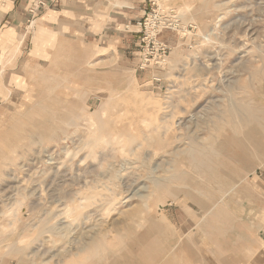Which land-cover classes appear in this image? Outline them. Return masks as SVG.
I'll use <instances>...</instances> for the list:
<instances>
[{"label": "rangeland", "instance_id": "1", "mask_svg": "<svg viewBox=\"0 0 264 264\" xmlns=\"http://www.w3.org/2000/svg\"><path fill=\"white\" fill-rule=\"evenodd\" d=\"M44 1L42 0L41 2L44 4ZM8 4L9 0H0V19ZM149 5L148 13L139 24H143L151 9L157 6L164 12L169 22L172 23L171 29L165 30L157 37L159 44L168 47L167 54L163 58L159 57L155 49L153 50L151 47L149 49L145 48L143 43L145 29L139 24V30L135 29L132 31L137 32L140 38L132 47L128 49L121 48L118 53L115 44L110 46V44L99 42L97 40L99 36H97V32L92 31L93 29L91 31L87 30L86 33L83 31L71 33L65 29L62 30L63 35L53 34V37H50L51 34L42 33L43 30H40L41 24H39L38 19L44 13L31 23H25L23 30L16 33L15 40L12 42L13 46H11V56L6 59L3 65H1L2 63L0 64V164L2 165L0 166V264H45L47 259H53L57 262L58 259H64V256L70 258V249L77 246L70 243L80 238H89L95 231L92 226L98 224L96 221L98 218L101 219L99 232L103 235L104 241H106L105 246L107 245L109 248L106 247L108 252L105 251L104 253H107V257L103 254L99 257L100 259L94 260L101 264H111L113 260H118L120 263L132 260L135 256L130 257L128 256L129 253H127V244H129L131 239L128 230L135 226V222L141 221V216L145 217L146 221L152 218L155 211H157L158 219L165 215V221H168L167 223L165 221L162 222V227L166 230V236L165 239H162L161 254L158 256L154 254L155 257L157 256L156 259L150 255L155 260L152 263L250 264L253 261L254 254H251L253 253L251 247H253L254 236L259 228L264 227V74L260 73L264 67V53L263 55L261 53V51H264V0H149ZM217 23H220L221 28H216L215 24ZM61 29L62 27H60V31ZM255 33L256 36H254ZM251 34H253V37H250ZM21 41L26 44L31 41L38 43L37 45L42 47L37 48L42 51L40 57L43 61L32 60L33 58L23 56V48L21 47L22 45L20 46ZM235 46L242 48L241 52L239 50L235 51ZM260 49L261 51H259ZM145 50L148 53L147 56H145ZM144 57L148 62H144ZM183 66H185L186 70H184ZM224 79L227 80V84L234 80L239 82V85L236 86L241 88L238 89V92L240 91L239 96H237L239 101L243 99L242 103H246L251 100L257 112L263 110L261 113L256 112L262 122L261 128L256 127L254 124L246 123L244 116L239 123L240 129L238 133H235L232 129V122L228 120L227 116L223 117L225 122L218 127L217 132H212L207 127L206 122L209 116L211 118L219 110L223 109L222 107L224 106L222 105H228L231 103L230 101L236 99V96H234L235 91L231 92L221 84V80L225 82ZM173 80L177 83H174ZM203 80H207L204 84L208 91L203 85V88L201 87L203 90L198 88L199 91L196 94L197 89H194V83L197 82L195 84L200 87L203 82L199 85L200 82L198 81ZM189 84L191 87L193 86L192 89H190ZM136 89L143 94L142 98L144 100L149 101L152 97L151 99L155 100L159 105L162 104L163 108L164 106L167 107L163 102L171 95L169 93H173L171 95V97L175 95L171 98L173 103L171 104L170 100L166 101L165 104L169 102L171 108L178 109V112H184L189 109L184 114L186 116L181 118L183 114H180L181 117L179 116V119L187 121L188 116L192 114L196 118L198 117L197 119L200 120V123L205 120L201 123L200 129L196 127L192 129L193 132L196 131L195 135L197 136L198 134V137L202 138L200 141L205 145L216 142L213 140V135L219 144L221 142L225 144L221 155L219 154L212 158V170L204 171V174L207 173L204 176L203 173L198 174L190 167L187 160H185L190 148V142L184 137L178 142L171 141L166 144L161 149L163 153L160 150L161 154H158L157 158L154 159L155 161H151L152 163H146V167H141L144 162V153L139 154L142 157H136L138 158L136 160L133 158L131 161L129 160L131 158L118 154V156L115 155L113 159L110 158L105 163L106 167L97 169V165H95V173L86 175L90 161L86 162V166L80 163V161L83 163L85 153H80V157L77 160L71 157V159H67L65 150L70 148V150L75 151L74 149L79 148L87 139V128L85 126H83L85 127L84 129H81V127L76 130L70 126V129H68L69 127L67 126L66 128L63 122L57 118V116L65 115V110L68 106L70 107L72 104L77 106L76 101L73 99L74 94L80 95L82 93L81 97L79 96L80 99L78 97L76 100L81 105L88 103L90 105L89 109L91 107L95 109V106L97 107L101 104V101L96 98V94L100 93L104 96L112 94L113 101L111 102H113V107L111 109L113 110L115 105H119L113 111V113L116 112L115 114L108 113L109 115H116L122 112V105L118 102L119 97L117 95L120 93L119 96L122 95V97L128 99V96L130 94L132 96L133 90ZM85 93L90 97H86L87 100L84 98L81 100ZM178 96L180 97L178 98ZM211 98H216L218 101H215V99L213 102ZM184 106L187 108L186 110H183ZM93 109L91 112L94 111ZM208 109L211 110L208 111ZM203 114L205 117H202L204 116ZM134 115L135 113L131 111L130 116ZM20 121L21 124L19 123ZM121 128L124 127L120 126L119 129ZM254 129L263 133L262 136H257ZM245 137L253 142L248 141ZM168 145L169 147L166 149ZM40 146L48 149V157L49 159L52 157L51 159L54 162L53 165H50L51 167H49V164L39 161L37 152H39ZM178 147L182 149V153L179 156L171 154ZM165 149L167 151L164 152ZM243 149L244 154L241 152ZM64 155L66 156L64 157ZM243 158L247 159L245 164H243ZM140 159L143 161H138ZM62 161L67 162L63 163ZM55 162H59V164ZM67 164L70 165L67 166ZM22 167L26 168L22 170ZM84 174L85 179L83 181L87 180L91 183L90 189L87 190L85 188V192L92 190L97 185L99 187L102 186L101 180L103 181V187H105L104 185L109 186V181H111L112 186L109 188L111 190L106 192V195L109 196L102 202L103 205H100L101 207L95 206L94 209L92 207L91 212H89L93 215L89 217V213L84 215L87 216V219H92L86 220L83 216V219L80 217L81 219L71 220L70 218L68 220V217L62 213L67 208V205L69 206L73 203L76 194L80 192L81 184H78ZM126 174L132 175V178L133 176L136 179L139 178L138 183L128 192L127 188L119 181L123 177L126 178ZM213 178L217 179L214 183L213 181L215 180ZM154 182L156 184L157 182L165 184L168 193H170V198L167 195V198H162L164 202L157 201L158 199L156 200V196L153 197L154 194L152 192L156 189ZM115 184L116 186L114 187L113 185ZM168 185L170 186L168 187ZM217 185L221 188L220 191ZM40 188H43L42 195L37 199L31 193ZM222 188L225 190L223 191ZM122 192L125 194L123 195ZM109 193L119 196L122 194L123 198L127 196L128 199L133 198L128 204H118L116 212L113 211L110 214L113 215L115 213L112 217L108 215H104V217L103 214L97 217L95 214L97 212L102 213L107 207L106 203L111 201L109 198L112 195ZM21 194L27 195L28 201L25 199L23 201L24 204H17L21 205L18 207L15 201L17 199L20 200ZM158 202L160 205H158ZM154 203L157 204L155 205ZM146 206L148 207L146 208ZM156 206L159 208L157 209ZM10 207H12V210L18 207L19 210L17 211L19 212L12 213ZM98 207L99 209H96ZM8 210L11 214H9ZM118 210L121 212L119 213ZM127 212L132 214L131 217L126 214ZM102 216L104 219H102ZM131 218L132 221H129ZM70 222H73V225ZM125 229L127 232H124ZM108 230L110 234H107L109 233ZM82 231H87L88 233L86 232L84 236H81L83 234L81 233ZM121 233L127 234L121 235ZM204 233L207 234L204 235ZM106 234L110 235V238ZM119 234L124 236V239L123 237H117ZM112 235L114 240H117L115 242L117 245L113 246L115 243L112 242ZM183 237L185 239H182ZM22 238L25 240L22 241ZM179 239H182L181 242ZM107 240L110 242H107ZM122 240H124L123 244ZM53 243L55 244L52 245ZM148 244L152 245L153 240L149 241ZM164 250L167 254H165ZM162 257L165 259L164 261L161 260ZM80 259H82L81 255ZM160 260L161 262H159ZM134 261H137L136 257ZM90 263L93 264L95 262H91V259L85 260V264Z\"/></svg>", "mask_w": 264, "mask_h": 264}, {"label": "bare ground", "instance_id": "2", "mask_svg": "<svg viewBox=\"0 0 264 264\" xmlns=\"http://www.w3.org/2000/svg\"><path fill=\"white\" fill-rule=\"evenodd\" d=\"M224 3V2H223ZM226 4V3H225ZM252 5V4H251ZM221 6V5H220ZM220 6H215V7H220ZM243 6V5H242ZM248 6V5H247ZM225 8H226V6H224ZM252 7V6H251ZM219 9V8H218ZM221 11V10H220ZM254 22H255V20H254ZM215 26H216V28L218 29V28H221V25H220V23H217V24H215ZM245 31V30H244ZM252 32H253V30H252ZM236 34V33H235ZM234 34V35H235ZM249 34H250V32H249ZM259 34V33H258ZM254 36H256V33H255V35ZM250 37H253V34H251L250 35ZM234 38V37H233ZM249 39V38H248ZM228 42V41H227ZM260 42V41H259ZM243 43V42H242ZM235 44H236V42H235ZM247 44V43H246ZM261 44V43H260ZM15 45V44H14ZM237 45V44H236ZM240 45V44H239ZM255 46V45H254ZM261 46H262V44H261ZM233 47V46H232ZM257 48H258V46H257ZM256 48V49H257ZM263 49V48H262ZM234 50L236 51V50H239L240 52H241V50H242V48H239V46H235L234 47ZM245 50V49H244ZM259 51H261V49L259 50ZM261 53H262V55H263V53H264V51H261ZM5 55V54H4ZM258 56V55H257ZM226 58V57H225ZM189 59V58H188ZM256 61V60H255ZM262 61V60H261ZM217 65V64H216ZM215 65V66H216ZM181 67V66H180ZM185 66H183V68H184ZM187 67V66H186ZM184 70H186L185 68H184ZM229 72V71H228ZM234 72V71H233ZM235 73V72H234ZM261 74H264V67H263V69L261 70V72H260ZM229 74V73H228ZM227 74V75H228ZM206 75V74H205ZM237 76V75H236ZM203 77V76H202ZM228 79V78H227ZM201 80V79H200ZM208 80V79H207ZM206 80V81H207ZM225 80V79H224ZM229 80V79H228ZM174 81V80H173ZM178 81V80H177ZM196 81H197V79H196ZM206 81H198V82H200L199 83V85H201V82H203L202 83V86H200V87H198V85L197 84H195V83H197V82H195L194 83V85H195V87H194V89L196 90L197 89V91H196V94H197V92L199 91L198 90V88H203V85H204V87H205V84H204V82L206 83ZM226 81L227 80H225V82H223L222 80H221V84H223L225 87H226V89L227 90H229V91H235V93H234V96H236V99L234 100V101H230L231 103H229L228 105H222V106H224V107H222V106H220V105H218V106H220V107H222L223 109H221V110H219V112L218 113H216V114H214V116H212L211 118H210V116H209V118H208V120H207V122H206V124H207V127H209L211 130H212V132L214 131V132H217L218 131V127L220 126V125H222L224 122H225V118H223L224 116H227L229 119V121H231L232 122V129L234 130V132L235 133H238V131H239V129H240V121H241V119H242V117L244 116V121L246 122V123H249V124H254L256 127H260V126H262V122H261V120L259 119V117L257 116L258 114L257 113H261V111H263V110H261L260 112H257L256 110H255V107L253 106V102H251V100H250V102H246V103H242L243 102V99H241V101H239V99H238V97L237 96H239V92H238V89H241L239 86V88H237L236 86L237 85H239V82L238 81H233V82H230V84H227L226 83ZM176 81H174V83H175ZM192 82V81H191ZM194 82V81H193ZM177 83V82H176ZM192 85H193V83H191ZM219 84H220V80H219ZM251 84H252V82H251ZM190 85V84H189ZM193 85V86H194ZM192 86V87H193ZM251 86V85H250ZM189 87H191V85L189 86ZM192 87L190 88V89H192ZM208 87V86H207ZM188 88V87H187ZM201 88V89H202ZM218 88H219V85H218ZM193 89V90H194ZM205 89H207L206 87H205ZM217 89V88H216ZM222 89V88H221ZM220 89V90H221ZM169 90V89H168ZM186 91H187V89H185ZM203 90V89H202ZM243 90V89H242ZM241 90V91H242ZM134 92H133V98H132V96H128V99L126 98V97H122V95H120L119 96V94L117 95L118 97H119V101L118 102H120V105H122V112H120L119 114H116V115H112V114H110L109 115V113H113V111L114 110H116V106L117 105H119V104H117V105H115V108L112 110L111 108L113 107V102H111V101H113L112 99H113V96H112V94L111 95H106V93H105V95L106 96H104L103 94H96L97 96H96V98L97 99H99L100 101H101V104H100V106H95L94 108L95 109H93L92 107V109L94 110L93 112H91V108L89 109L88 107L90 106L88 103H86L85 101H84V103H86V105H81L80 103H79V101H77L76 99H78V97L82 94H74V96H73V99L76 101V103H77V106H74L73 104V106L71 105V103H69L71 106L69 107H67L66 108V113H65V115H63V116H57V118L59 119V121H62L63 122V124L66 126V128H67V126L69 127H72L73 129L75 128L76 130L78 129V128H81V129H84L85 127L87 128V139H85V141L83 142V144L81 145V146H79V148H76V149H74L75 151H73L72 149L70 150V148L69 149H67V150H65V154L67 155V159L68 158H72V159H79V157H80V153H85L84 155H85V158H84V161H83V163L80 161V163L82 164V165H85L86 164V162L87 161H90V165L87 167V170H88V172L86 173V175H92V174H94L95 173V169L97 168V169H102V168H104V166H105V163L107 162V161H109V159L110 158H112L113 159V157H115V155H117L118 156V154H120L121 156H123V157H127V158H131V159H129L130 161L133 159V158H135V160L136 159H138V158H136V157H139V156H141V155H139V154H142V153H144L143 155H144V162H143V164L141 165V167H146L145 165H146V163H150L152 160H154V159H156L157 158V156H158V154H161V152L163 151V150H161V149H163L164 147H165V145L166 144H168V143H170L171 141H180V140H182L183 139V137L184 138H186L187 139V141H189L190 142V144H189V146H190V148H189V150H188V154L186 155V158H185V160H187V162H188V164L190 165V167L195 171V172H197L198 174H202L204 171H206V170H208V171H210V170H212V168H213V157L214 156H217V155H221V153H222V151H224V148H225V144L224 143H218L217 142V140H216V138H215V136L213 135L212 137H213V140L214 141H216V142H214V143H212V144H208V143H206V144H208V145H205V144H203L202 143V141H200V140H202V138L200 139L199 137H198V134H197V136L195 135V132H193L192 131V129L194 128V127H196L197 129L199 128L200 129V126H201V123L203 122V121H205V120H202V122L200 123V120L199 119H197L194 115H192V114H190L188 117V120L187 121H184V120H181V119H179V116L181 117V115L180 114H183L182 115V117L181 118H183V116H184V114H186V112L187 111H189V109L187 110V111H181V112H178L179 110L178 109H176L175 110V108H174V104L172 105V107L174 108V109H172L171 108V104L173 103L172 102V97H174V96H172L171 97V95L173 94V93H169V95L170 96H168L167 98L168 99H166V101H170L171 100V104L168 102L167 104H165V102H163L164 103V105H167V107H165L164 105V108L161 106V105H159L155 100L153 101V99H151L150 98V100L149 101H146V100H144V98H142V93H140L139 91H137V89L136 90H133ZM207 91H208V89H207ZM213 91V90H212ZM216 91V90H215ZM223 91V90H222ZM100 92V91H99ZM174 92V91H173ZM204 92V91H203ZM200 93V92H199ZM206 93H208V92H206ZM87 93H85L83 96H82V99L81 100H83V98L84 99H86V97H90V96H88V94L86 95ZM108 94V93H107ZM110 94V93H109ZM125 94V93H124ZM204 94V93H203ZM127 95V94H126ZM185 95H187V94H185ZM194 95V94H193ZM93 96V95H92ZM114 96H115V93H114ZM199 96V95H198ZM202 96V95H201ZM81 97V96H80ZM80 97H79V99H80ZM165 97H166V95H165ZM180 96H178V98H179ZM197 97V96H196ZM233 97V96H232ZM92 98V97H91ZM95 98V97H94ZM115 98H117V97H115ZM132 98V99H131ZM202 98V97H201ZM155 99V98H154ZM174 99V98H173ZM184 99V98H183ZM216 99V98H215ZM215 99H212L211 98V101L213 100V102H214V100ZM219 99V98H218ZM87 100V99H86ZM175 100V99H174ZM180 100V99H179ZM191 100V99H190ZM199 100V99H198ZM221 100V99H220ZM262 100V99H261ZM210 101V103L211 104H213L212 102ZM215 101H218L217 99L215 100ZM222 101V100H221ZM225 101V100H224ZM161 102V101H160ZM184 102V101H183ZM194 102H196V101H194ZM206 103V102H205ZM111 104H112V106H111ZM191 104V103H190ZM219 104V103H218ZM224 104V103H223ZM255 105V104H254ZM187 106V105H186ZM193 106V105H192ZM209 106V105H208ZM38 107V106H37ZM219 107V108H220ZM111 110H110V109ZM180 108V107H179ZM184 109L183 110H186L187 108H185V106L183 107ZM189 108H191V107H189ZM200 108V107H199ZM205 108V107H204ZM207 108V107H206ZM210 108H211V106H210ZM216 108H218V107H216ZM32 109V108H31ZM30 109V110H31ZM120 109V108H119ZM119 109H117V110H119ZM181 109V108H180ZM197 109V108H196ZM44 110V109H43ZM182 110V109H181ZM205 110V109H204ZM211 110V109H210ZM209 109H208V111H210ZM64 111V112H65ZM68 111V112H67ZM131 111H133L134 113H135V115L134 116H130V113H131ZM214 111V110H213ZM259 111V110H258ZM109 112V113H108ZM204 112V111H203ZM257 112V113H256ZM47 113V112H46ZM116 113V112H115ZM115 113H113V114H115ZM211 113V112H210ZM206 114V113H205ZM56 115H58V114H56ZM200 115V114H199ZM204 115V114H203ZM186 116V115H185ZM184 116V117H185ZM198 116V115H197ZM37 117V116H36ZM200 117H201V115H200ZM202 117H205V115L204 116H202ZM201 119V118H200ZM205 119V118H204ZM46 120V119H45ZM238 120H239V122H238ZM57 122V121H56ZM17 123V122H16ZM20 124H21V121L19 122ZM59 123V122H58ZM242 123V122H241ZM193 124V126H191ZM243 124V123H242ZM61 125V124H60ZM63 125V126H64ZM125 125H126V127H125ZM20 126V125H19ZM83 126H85V127H83ZM124 127V128H121V129H119V127ZM250 126V125H249ZM23 127V126H22ZM70 127L68 128V129H70ZM205 127V126H204ZM252 127H254V126H252ZM61 128V127H60ZM65 128V127H64ZM117 128H118V130H117ZM203 128V127H202ZM261 128V127H260ZM259 128V129H260ZM18 130V129H17ZM241 130H242V128H241ZM68 131V130H67ZM202 131V130H201ZM205 131V130H204ZM254 132L257 134V136H262V134L264 133H261V132H258V131H256L255 129H254ZM60 133H61V131H60ZM36 134V133H35ZM55 134H57V133H55ZM75 134V133H74ZM211 134V133H210ZM37 135H38V133H37ZM52 135H54V134H52ZM51 135V136H52ZM68 135H69V132H68ZM39 136V135H38ZM54 136H56V135H54ZM58 136V135H57ZM61 136V135H60ZM28 137V136H27ZM34 137V136H33ZM40 137V136H39ZM46 137V136H45ZM63 137H64V135H63ZM68 137V136H67ZM238 137V136H237ZM237 137H234L235 139L237 138ZM37 138V137H36ZM41 138V137H40ZM47 138V137H46ZM52 138H54V137H52ZM210 138V137H209ZM246 138V137H245ZM262 138V137H261ZM38 139V138H37ZM42 139V138H41ZM40 139V140H41ZM186 139H184V140H186ZM246 139H248V141H251L249 138H246ZM16 140V139H15ZM30 140V139H29ZM183 140V141H184ZM205 140V139H204ZM203 140V141H204ZM237 140H239L238 138H237ZM43 141V140H42ZM47 141V140H46ZM235 141V140H234ZM40 142V141H39ZM57 142H59V141H57ZM185 142V141H184ZM205 142H206V140H205ZM251 142H253V141H251ZM33 144H34V142H32ZM47 143H49V142H47ZM61 143H63V142H61ZM82 143V142H81ZM187 143V142H186ZM44 144H45V142H44ZM60 144V143H59ZM78 144V143H77ZM172 144V143H171ZM38 145V144H37ZM36 145V146H37ZM40 145H41V142H40ZM6 146V145H5ZM30 146V145H29ZM43 146H45V145H43ZM59 146V145H58ZM180 146V145H179ZM185 146V145H184ZM239 146V145H238ZM14 147V146H13ZM27 147V146H26ZM38 147V146H37ZM47 147V146H46ZM168 147H169V145L166 147V149H168ZM6 148H8V147H6ZM32 148V147H31ZM56 148H57V146H56ZM172 148V147H171ZM164 150V152L165 151H167V150ZM9 150V149H8ZM13 150V149H12ZM18 150V149H17ZM63 150V149H62ZM161 150V152H159ZM181 148L180 147H178V148H176L175 150H173L174 152L173 153H171V154H173V155H175V156H179V154H181L182 152H181ZM185 150H187L186 148H185ZM55 151V150H54ZM241 151V150H240ZM254 151V150H253ZM170 152V151H169ZM168 152V153H169ZM187 152V151H186ZM243 154H244V149H243V151H241ZM3 153V152H2ZM51 153V152H50ZM163 153V152H162ZM184 153V152H183ZM256 153V152H255ZM34 154V153H33ZM37 154H38V159H39V161H41V162H45V164H49V167H51L50 165H53L54 164V162H53V160L50 158L49 159V157H48V154H49V151H48V149L47 148H42L41 146H40V149H39V152H37ZM166 154V153H165ZM13 155H14V153H13ZM66 155H64V157L66 156ZM259 155V154H258ZM167 156V155H166ZM120 157V156H119ZM142 157V156H141ZM163 157V156H162ZM36 158V157H35ZM55 158H56V156H55ZM70 158V159H71ZM161 158V157H160ZM216 158V157H215ZM56 159H58V158H56ZM55 159V160H56ZM122 159V158H121ZM124 159V158H123ZM126 159V158H125ZM143 159V158H142ZM163 159H164V157H163ZM181 159H183V158H181ZM63 160H66V159H63ZM246 158H243V164H245L246 163ZM14 161V160H13ZM59 161H61V160H59ZM138 161H140V162H142L141 161V159L140 160H138ZM137 161V162H138ZM155 161V160H154ZM183 162H184V160H182ZM63 162V161H62ZM61 162V163H62ZM65 162V161H64ZM63 162V163H64ZM67 162V161H66ZM65 162V163H66ZM72 162V161H71ZM126 162V161H125ZM135 162V161H134ZM136 162V163H137ZM153 162V161H152ZM151 162V163H152ZM2 163V162H1ZM7 163V162H6ZM15 163V162H14ZM55 163H58L59 164V162H55ZM69 163V162H68ZM75 163V162H74ZM135 163V164H136ZM4 164V163H3ZM71 164V163H70ZM70 164H67V166L68 165H70ZM80 164V165H81ZM183 164V163H182ZM10 165V164H9ZM66 165V164H65ZM73 165V164H72ZM79 165V166H80ZM81 165V166H82ZM95 165H97V167L95 168L94 166ZM113 165H116V164H113ZM120 165V164H119ZM118 165V166H119ZM181 165V164H180ZM219 165V164H218ZM0 166H2L1 164H0ZM6 166V165H5ZM38 166H39V163H38ZM66 166V167H67ZM86 166V165H85ZM108 166V165H107ZM121 166V165H120ZM133 166V165H132ZM15 167H17V166H15ZM52 167H54V166H52ZM61 167V166H60ZM106 167V166H105ZM122 167V166H121ZM221 167H223V166H221ZM26 168V167H25ZM25 168H23L22 167V170H24ZM71 168V167H70ZM117 168V167H116ZM134 168V167H133ZM215 168V167H214ZM47 169V168H46ZM65 169V168H64ZM68 169V168H67ZM73 169V168H72ZM125 169V168H124ZM141 169V168H140ZM151 169V168H150ZM187 169V168H186ZM189 169V168H188ZM216 170H217V168H215ZM219 169V168H218ZM126 170V169H125ZM128 170H130V169H128ZM148 170V169H147ZM37 171V170H36ZM36 171H34V172H36ZM102 171V170H101ZM143 171V170H142ZM150 171V170H149ZM181 171V170H180ZM184 171H185V169H184ZM187 171V170H186ZM86 172V171H85ZM98 172V171H97ZM96 172V173H97ZM104 172V171H103ZM113 172V171H112ZM124 172V171H123ZM207 172V171H206ZM33 173V172H32ZM79 173V172H78ZM84 173V172H83ZM188 173V172H187ZM219 173V172H218ZM30 174V173H29ZM81 174V173H80ZM102 174V173H101ZM119 174V173H118ZM178 174V173H177ZM204 174V173H203ZM205 174H207V173H205ZM205 174H204V176H205ZM215 174V173H214ZM222 174V173H221ZM221 174H219V175H221ZM12 175V174H11ZM69 175V174H68ZM134 175H136V174H134ZM158 175V174H157ZM182 175V174H181ZM210 175V174H209ZM223 175V174H222ZM59 176H61V175H59ZM63 176V175H62ZM61 176V177H62ZM72 176V175H71ZM71 176H69L70 178H72ZM74 176V178H76L75 177V175H73ZM83 177H81V179L82 180H80L81 182L78 184V185H80L81 184V190H80V192L78 193V194H76V197H75V199L73 200V203L72 204H70L69 206L67 205V208L65 209V211L62 213L64 216H66V217H68V220L71 218V220H77V219H79L80 217H82V219H83V216L84 215H86L87 213H89L88 214V217L90 216V215H93L92 213H90L91 211V209H92V207H93V209H94V207L96 206H100V205H103V201H105V199H107V196H109V195H106V192L107 191H110L109 190V188H110V186H112L111 185V181H109V183H110V185L108 186V185H104L105 187H103V181L101 180V183H102V186H100V187H103V188H100L98 185H97V187H94L92 190H90V191H87V192H85V188L88 190V189H90V186H91V183L90 182H88L87 180H84L83 181V179H85L84 178V176H85V174L84 175H82ZM118 176V175H117ZM132 176V175H131ZM131 176H129V175H127L126 174V178H122V179H120L119 181H121V184H123V186L124 187H126L127 188V192L128 191H130L131 190V188L134 186V185H136L137 183H138V180H139V178H138V176H137V178L138 179H136V177L134 178V176H133V178L131 177ZM186 176V175H185ZM192 176V175H191ZM8 177V176H7ZM10 178H11V176H9ZM141 177V176H140ZM158 177V176H157ZM160 177V176H159ZM166 177V176H165ZM208 177V176H207ZM213 177H214V175H213ZM60 178V177H59ZM186 178V177H185ZM211 178V177H210ZM93 179V178H92ZM106 179V178H105ZM112 179V178H111ZM166 179H167V177H166ZM182 179V178H181ZM198 179V178H197ZM207 179V178H206ZM205 179V180H206ZM215 181H213V183L214 182H216L217 181V179H215V178H213ZM219 179V178H218ZM226 179V178H225ZM224 179V180H225ZM31 180V179H30ZM56 180V179H55ZM62 180V179H61ZM64 180V179H63ZM135 180V181H134ZM169 180V179H168ZM211 180V179H210ZM209 180V181H210ZM15 181V180H14ZM52 181V180H51ZM100 181V180H99ZM98 181V182H99ZM130 181H132V183H130ZM186 181V180H185ZM209 181H207V182H209ZM25 182V181H24ZM53 182H54V179H53ZM187 182V181H186ZM204 182H206V181H204ZM203 182V183H204ZM211 182V181H210ZM222 182H224V181H222ZM226 182V181H225ZM6 183V182H5ZM9 183V182H8ZM7 183V184H8ZM12 183V182H11ZM109 183H105V184H109ZM166 183V182H165ZM201 183H202V180H201ZM153 184H155L156 185V189L154 190V191H152L153 192V197L154 196H156V200L157 201H163L164 202V200L162 199L163 197H166L167 195V197H169L170 198V193H168V189H167V187H166V185L165 184H163V183H161V182H157V184L154 182ZM186 184V183H185ZM191 184V183H190ZM199 184H200V182H199ZM205 184V183H204ZM209 184V183H208ZM211 184V183H210ZM219 185V184H218ZM218 185H217V187H218ZM15 186V185H14ZM54 186V185H53ZM96 186V185H95ZM114 187L116 186V184L115 185H113ZM170 185H168V187H169ZM221 186V185H220ZM46 187V186H45ZM144 187V186H143ZM229 187V186H228ZM233 187H235V186H233ZM48 188V187H47ZM60 188V187H59ZM113 188V187H112ZM188 188V187H187ZM223 188H226V187H223ZM222 188V189H223ZM43 189V188H42ZM41 188L40 189H36L33 193H31V194H34V197L36 196L37 197V199H39V196H41L42 195V190ZM114 189V188H113ZM144 189V188H143ZM172 189H174V188H172ZM179 189V188H178ZM177 189V190H178ZM183 189V188H182ZM181 189V190H182ZM218 189H219V191L221 190V188H219L218 187ZM225 189H223V191H224ZM9 191V190H8ZM48 191V190H47ZM47 191H45V192H47ZM119 190H118V188H117V192H118ZM135 191V190H134ZM151 191V190H150ZM216 191V190H215ZM32 192V191H31ZM52 192V191H51ZM56 192V191H55ZM233 192V191H232ZM53 193V192H52ZM57 193V192H56ZM120 193V192H119ZM123 193V192H122ZM138 193V192H137ZM208 193V192H207ZM215 193V192H214ZM16 194V193H15ZM109 194H111L112 195V193H109ZM114 194H116V192H114ZM125 193H123V195H124ZM51 195V194H50ZM68 195H71V194H68ZM110 195V196H111ZM122 195V194H121ZM120 195V196H121ZM221 195V194H220ZM29 196H32V195H29ZM118 196L119 195H112L111 196V198H109V200L111 199V201L109 202V203H106L107 204V207H106V209L104 210V211H102V213H94L97 217L98 216H101V214H103V216L104 215H108V216H113L115 213H113V215H110L113 211H115L116 212V210H117V205L118 204H125V203H129V201L130 200H132V198H130V199H128V196L126 197V198H123L122 196V198L119 196V198H118ZM222 196V195H221ZM227 196V195H226ZM11 197H13L12 195H11ZM166 197V198H167ZM172 197V196H171ZM177 197V196H176ZM175 197V198H176ZM208 197V196H207ZM217 197H218V195H217ZM134 198H135V195H134ZM142 198V197H141ZM151 198V197H150ZM168 198V199H169ZM236 198V197H235ZM14 199V198H13ZM27 200V195L26 196H24V195H20V200L19 199H17L16 201H15V204H16V206H18V207H20L21 205H22V203H23V201L24 200ZM30 199V198H29ZM46 199V198H45ZM137 199V198H136ZM139 199V198H138ZM146 199V198H145ZM152 199V198H151ZM150 199V200H151ZM162 199V200H161ZM165 199V198H164ZM32 200V199H31ZM34 200V199H33ZM28 201V200H27ZM26 201V202H27ZM142 201V200H141ZM145 201V200H144ZM149 201V200H148ZM155 201V200H154ZM167 201V200H166ZM14 202V201H13ZM17 202V203H16ZM221 202H222V200H221ZM149 203V202H148ZM17 204H21L20 206L19 205H17ZM24 204V203H23ZM41 204H43V203H41ZM155 204V203H154ZM157 204V203H156ZM155 204V205H156ZM162 205H163V203H161ZM13 205V204H12ZM141 205V204H140ZM145 205H147V204H145ZM158 205H160L159 204V202H158ZM120 206V205H119ZM164 206V205H163ZM166 206V205H165ZM226 206V205H225ZM18 207H15L16 209H13L12 210V207H10V209L12 210V213L13 212H19V211H17V210H19V208ZM40 207V206H39ZM43 207V206H42ZM45 207V206H44ZM101 207V206H100ZM139 207V206H138ZM148 206H146V208H147ZM202 207V206H201ZM18 208V209H17ZM143 208V207H142ZM144 208H145V206H144ZM154 208V207H153ZM156 208L158 209L159 207H157L156 206ZM9 209V210H10ZM42 209V208H41ZM96 209H99V207L98 208H96ZM230 209V208H229ZM8 210V211H9ZM14 210H16V211H14ZM124 210V209H123ZM122 210V211H123ZM150 210V209H149ZM148 210V211H149ZM156 210V209H155ZM62 211V210H61ZM90 211V212H89ZM147 211V212H148ZM196 211V210H195ZM118 212H119V210H118ZM117 212V213H118ZM121 212V211H120ZM119 212V213H120ZM132 212V211H131ZM138 212V211H137ZM151 212H152V210H151ZM55 213H56V211H55ZM149 213V212H148ZM159 213H161V212H159ZM254 213V212H253ZM252 213V214H253ZM9 214H11L10 213V211H9ZM126 214H128V215H130V217H131V213L130 212H127ZM142 214H143V212H142ZM15 215V214H14ZM120 215V214H119ZM118 215V216H119ZM122 215V214H121ZM160 215V214H159ZM163 215V214H162ZM53 216V215H52ZM103 216H102V219H104L103 218ZM14 217V216H13ZM85 218H86V220H88L87 219V216H84ZM105 217V216H104ZM168 217V216H167ZM16 218V217H15ZM52 218V217H51ZM62 218H63V216H62ZM84 218V219H85ZM94 218V217H93ZM129 218V217H128ZM134 218V217H133ZM135 218H136V215H135ZM141 221H139V222H135V226H133V227H131L128 231H129V235H131V239H130V242H129V244H127V249H128V252L127 253H129L128 254V256H130V257H132V256H135L136 258H137V261L135 262L134 261V258L132 259V260H126V261H124V262H122V263H120L118 260H113V262L111 263V264H154V263H152V261H155V260H153L152 258H151V256H153V257H155L154 256V254H156L157 256L158 255H160L161 254V247H162V239H165V233H166V230H165V228H163L162 227V222L163 221H165V218H166V216L164 215V217H162L161 219L159 218H157V211H155L154 213H153V217L152 218H150V219H148L147 221H146V218L144 217H142L141 216ZM204 219H205V217H203ZM81 219V218H80ZM90 219H92V218H90ZM89 219V220H90ZM106 219H107V217H106ZM144 219V220H143ZM50 220H52V219H50ZM57 220V219H56ZM61 220V219H60ZM101 219H97L96 221L98 222V224H94L93 226H92V228L94 229L95 228V231L93 232V234L92 235H90V237L89 238H87V239H81L80 237V239H78V240H73L70 244H74V245H77V246H74V247H72L70 250V255H71V257L69 258V257H65L64 256V259H62L61 257H59V258H61V259H58V261L57 262H55L53 259H47V260H45V264H85V260L87 261V260H90L91 259V262H95V263H93V264H101V263H97L94 259H97V258H99V257H101V255H103L104 253H105V251L107 250L106 249V247L107 248H109V246H105V242L106 241H104L105 239H104V237H103V235L99 232L100 230H99V224H100V221ZM107 220H109V219H107ZM129 220V219H128ZM143 220V221H142ZM167 220V219H166ZM59 221V220H58ZM66 221H67V219H66ZM84 221V220H83ZM106 221V220H105ZM129 221H132V218H131V220H129ZM133 221H134V219H133ZM168 221V220H167ZM167 221H165L166 223H167ZM203 221V220H202ZM51 222H54V221H51ZM68 222V221H67ZM110 222V221H109ZM127 222V221H126ZM56 223H58V222H56ZM71 223V222H70ZM75 223V222H74ZM82 223V222H81ZM106 223V222H105ZM104 223V224H105ZM134 223V222H133ZM59 224V223H58ZM103 224V223H102ZM128 224V223H127ZM217 224V223H216ZM52 225V224H51ZM71 225H73V222L71 223ZM84 225V224H83ZM255 225V224H254ZM9 226V225H8ZM216 226V225H215ZM171 227V226H170ZM198 227V226H197ZM196 227V229H198L199 230V228H197ZM7 228V227H6ZM49 228V227H48ZM72 228V227H71ZM98 228V229H97ZM168 228V227H167ZM56 229V228H55ZM54 229V230H55ZM83 229V228H82ZM88 229V228H87ZM123 229H124V227H123ZM45 230V229H44ZM92 230V229H91ZM120 231V230H119ZM118 231V232H119ZM123 231V230H122ZM121 231V232H122ZM126 231V229L124 230V232ZM50 232H52V231H50ZM59 232V231H58ZM87 232V231H86ZM86 232L84 231H82L81 233H83V234H81V236H84V234H86ZM90 232V231H89ZM108 232H109V230H108ZM113 232V231H112ZM127 232V231H126ZM55 233V232H54ZM57 233V232H56ZM88 233V232H87ZM168 233V232H167ZM192 233V232H191ZM38 234V233H37ZM44 234H45V232H44ZM50 234V233H49ZM51 234H53V233H51ZM58 234V233H57ZM107 234H110V232L109 233H107ZM106 234V236L107 237H109L110 238V235L108 236ZM126 235L127 233H121V235ZM175 234V233H174ZM207 234V233H206ZM205 233H204V235H206ZM120 234H119V236H117V237H119V238H122L123 237V239H124V236H121ZM189 235V234H188ZM10 236H12V235H10ZM39 236V235H38ZM45 236H46V234H45ZM115 236V235H114ZM172 236V235H171ZM195 236V235H194ZM220 236V235H219ZM107 237H106V239H107ZM112 237H113V235H112ZM127 237V236H126ZM125 237V238H126ZM154 237H155V240H154ZM167 237H168V235H167ZM181 237V236H180ZM184 237H186V236H184ZM182 238V239H185V238ZM25 238V237H24ZM24 238H22V241H24L25 239ZM37 238V237H36ZM39 238V237H38ZM85 238V237H84ZM108 238V239H109ZM182 239H179L180 240V242H181V240ZM21 240V239H20ZM116 240V239H115ZM114 240V237H113V240H112V242H117V240L115 241ZM151 240H153V244L152 245H149L148 244V242L149 241H151ZM167 240H168V238H167ZM45 241V240H44ZM43 241V242H44ZM50 241V240H49ZM124 240H122L121 242H122V244L124 243L123 242ZM164 241H166V240H164ZM188 241V240H187ZM201 241V240H200ZM25 242H27V241H25ZM70 242V241H69ZM107 242H110L109 240H107ZM179 242V243H180ZM184 242V241H183ZM22 243H24V242H22ZM20 244V243H19ZM44 244V243H43ZM55 243H53L52 245H54ZM108 245H109V243H107ZM67 245H69L68 243H67ZM114 245H117L116 243L115 244H113V246ZM121 245V244H120ZM168 245V244H167ZM177 245V244H176ZM182 245V244H181ZM21 246H23V245H21ZM26 246V245H25ZM125 246V245H124ZM165 246V245H164ZM179 246V245H178ZM247 246H248V244H247ZM70 247V246H69ZM112 247V246H111ZM24 248V247H23ZM40 248H41V245H40ZM248 248V247H247ZM14 249H15V247H14ZM42 249V248H41ZM53 249V248H52ZM68 249V248H67ZM111 249V248H110ZM175 249V248H174ZM188 249V248H187ZM51 250V249H50ZM112 250V249H111ZM110 250V251H111ZM167 250V249H166ZM171 250H173V249H171ZM189 250H191V249H189ZM67 251V250H66ZM74 251H76L75 253H74ZM160 251V253L158 254V252ZM165 251V250H164ZM212 251V250H211ZM257 251V250H256ZM57 252H59V251H57ZM62 252V251H61ZM69 252V251H68ZM106 252H108V251H106ZM178 252V251H177ZM187 252V251H186ZM207 252H209V251H207ZM23 254V253H22ZM57 254V253H56ZM107 254V253H106ZM106 254H104V256L105 257H107V255ZM113 254V253H112ZM122 254H123V252H122ZM165 254H167V252L165 251ZM170 254V253H169ZM175 254V253H174ZM188 254H190V253H188ZM192 254V253H191ZM195 254V253H194ZM251 254H253V253H251ZM52 255V254H51ZM55 255V254H54ZM61 255H62V253H61ZM60 255V256H61ZM80 255H81V257H82V259H80ZM113 255H115V254H113ZM151 255V256H150ZM49 256V255H48ZM116 256V255H115ZM157 256L155 257V259L157 258ZM195 256V255H194ZM76 257V258H75ZM225 257V256H224ZM46 258V257H45ZM47 258H49V257H47ZM111 258V257H110ZM139 258V259H138ZM197 258H199V257H197ZM197 258H196V260H197ZM100 259V258H99ZM103 259H104V257H103ZM161 260H165V259H163V257H162V259ZM161 260L159 261V262H161ZM99 261V260H98ZM101 261V260H100ZM158 261V260H157ZM157 261H156V263H157ZM162 261V262H163ZM42 263V262H41ZM90 264H92V263H90ZM158 264V263H157Z\"/></svg>", "mask_w": 264, "mask_h": 264}, {"label": "crops", "instance_id": "3", "mask_svg": "<svg viewBox=\"0 0 264 264\" xmlns=\"http://www.w3.org/2000/svg\"><path fill=\"white\" fill-rule=\"evenodd\" d=\"M40 3V0H9L8 7L0 19L1 65L11 56V46L16 33L43 13L38 19L42 33L51 34L50 37H53L55 34L63 35L62 30L65 29L71 33H86L87 30L93 29L99 36V42L110 46L115 44L118 53L121 48L132 47L140 38L137 32L132 30H139L138 24L143 21L150 7L149 0H45L44 6ZM23 41L20 42L23 56L42 60V51L39 50L41 46L33 41L29 44ZM251 249L254 256L250 264H264V227L258 229Z\"/></svg>", "mask_w": 264, "mask_h": 264}, {"label": "built area", "instance_id": "4", "mask_svg": "<svg viewBox=\"0 0 264 264\" xmlns=\"http://www.w3.org/2000/svg\"><path fill=\"white\" fill-rule=\"evenodd\" d=\"M40 4L44 5L43 2H41ZM171 24L172 23L169 22L167 17H165L164 12L161 11L158 6L151 9V12L147 15V18L145 19L143 24H139L143 29H145V37L143 39L145 48L149 49L151 47L153 50L155 49L160 58L166 56L168 47L159 44L157 42V37L161 35L165 30L171 29ZM147 54L148 53H146L145 50V56H147ZM144 62H148L145 57Z\"/></svg>", "mask_w": 264, "mask_h": 264}]
</instances>
